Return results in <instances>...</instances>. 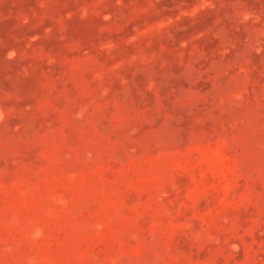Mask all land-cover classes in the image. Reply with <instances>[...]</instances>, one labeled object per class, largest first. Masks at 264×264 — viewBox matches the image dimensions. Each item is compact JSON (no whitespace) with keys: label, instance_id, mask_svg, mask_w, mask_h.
Returning a JSON list of instances; mask_svg holds the SVG:
<instances>
[{"label":"rangeland","instance_id":"obj_1","mask_svg":"<svg viewBox=\"0 0 264 264\" xmlns=\"http://www.w3.org/2000/svg\"><path fill=\"white\" fill-rule=\"evenodd\" d=\"M0 264H264V0H0Z\"/></svg>","mask_w":264,"mask_h":264}]
</instances>
